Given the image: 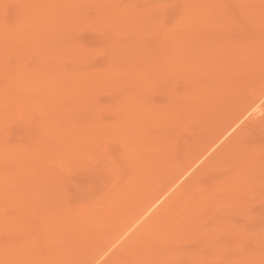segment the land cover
Returning <instances> with one entry per match:
<instances>
[{
  "label": "rangeland",
  "instance_id": "rangeland-1",
  "mask_svg": "<svg viewBox=\"0 0 264 264\" xmlns=\"http://www.w3.org/2000/svg\"><path fill=\"white\" fill-rule=\"evenodd\" d=\"M22 1L23 2H21L20 0H1L0 2V16L2 17V19L0 18V20L4 22V24L3 22L0 23V26L3 27L4 25L3 28H5V26L7 25L6 32L8 31V29L10 32L12 31V33L13 31L16 33H21L20 31L22 29L23 32L26 31L24 33L25 35H21L18 37V43H15L17 49H13L10 51L6 49L7 51L1 52L3 53V55L0 54V57L3 56V58L0 59V93L3 94V97L7 99V103L3 105L5 108L2 106V112L0 111V177L6 184V188H4L5 185L4 187L3 185H0V263L1 260L3 263L4 261L6 262L9 258V263L6 262L8 264H17V260L19 259L22 261V264H264V101H261L257 104L261 107L263 106L262 112H259L260 114L257 113L255 115L256 117L250 114L252 117L251 119L250 115L248 114L244 118L245 121L243 120V122H240L238 127L236 126L237 129H233L234 133L231 132L230 134H228L229 136L226 135V137L219 141L218 144L214 147L215 149L211 150V153H207L209 156L205 155V157L202 159L203 163L200 164V161L194 168L196 170L193 169V171L189 173L191 175H188L186 178H184V182L183 180L180 181L177 185L174 186V189L172 188L167 193V196L169 195V193L171 194L169 196L171 200L170 202L167 196L166 197L168 198V200L166 201L164 197L161 202L157 206H155L153 210H151V212L146 213L138 221H136L138 216L143 212L146 206L149 205V203H151V201L154 200L155 197H157V194L163 192V190L168 187V184L170 185V183L177 177V175L182 172V169H184V167H186L196 157H198L214 141V139H216L227 127H229L234 122V120L238 118L242 114V112L252 102H254V100H256L255 98L252 99V97H255L257 93V96L259 97L264 92V57H262V55L260 54L264 52V24H262L264 22L254 21V23H252L253 21H250L249 18L247 19L248 21L246 20L247 22L245 21L246 17L244 19V14L248 9L245 6H247L251 1L253 7L258 3L256 2L255 4V1L258 0H250L249 2H242L244 0H102L103 3L101 1V5H99L100 0H98L99 2L97 0H93L94 2H97V5L93 3L92 0L91 2L90 0H60V2L63 3L62 4L58 1L60 5L63 6H60L61 10L64 8V6H73H70L68 9L66 7L62 15L60 13L61 10L58 12L62 17L61 18L59 16V21H61L63 18L65 19V21H58L59 23H61L60 28L58 24L56 26V23L53 24L55 27L58 26L59 29L55 33H53L56 34L57 37L54 35L52 37H56L55 39L58 38V40L59 38L61 39L62 37H65L66 39L63 40L62 38V41L63 44L66 43V49L69 48L70 50L71 48L77 49L80 47L83 49L82 52L86 50L85 53H83V57L85 58L81 56V52L79 54L82 58L76 57L79 56V54L75 56V52L77 53L78 50L70 51L73 54V60L77 58L76 62H74L75 60H71L72 56L68 57L69 59L71 57L70 60L73 61V63L67 60L68 58H65L63 60L64 70L67 69L65 71L70 72L67 73L73 74H71V77L67 74L68 78L71 79L70 82L69 79L65 76L64 78L66 81L62 80L63 77H55L54 68H48L47 66V59H50L49 55L57 53L59 55L60 50L65 47L62 42L59 43L57 42L58 40H53L54 43H57H53L52 45H50L51 47L48 44L44 45L46 49L49 48L50 50L42 49L44 46H40L38 43L37 46H31L32 49L30 48V50L28 51H26L25 49V46L27 45L24 39L25 37L33 34V32H37V37L40 31L44 33L47 30L48 32V29H46L48 27L46 21L52 19L53 17H57L58 19L59 14H57L58 10H56L58 8L54 9L56 14L52 13L54 12L53 9H50L52 10V12H49L47 8H44L47 4L53 1L55 2V0H37V7L41 6L43 9H41V11H39V8L37 9V11H39V16H37V19L34 18L35 16L31 17L32 19L27 18V15L25 16L24 9H26L25 6L27 4L25 5L24 0ZM263 1L261 0L262 4L261 2L259 3L263 5ZM88 2H90L92 5ZM244 3H246V5L244 6L245 8H247L246 11L245 8L243 10L242 7ZM202 4H206L208 6L206 7L209 8V10H203V8L201 7L205 8V5ZM98 5L100 7H98ZM249 5L248 7L250 8ZM102 6L104 7L101 9ZM57 7H59V5ZM97 7L99 9H97L99 13H96L97 10H95V8ZM27 8L29 9L28 5ZM76 9H78L79 11L77 12ZM80 9H82L81 13H79ZM108 9L110 10V12H108ZM129 9H131L132 12ZM213 9H215V12ZM124 10H127V13H132V18H134L135 26L138 22L137 26L140 25L139 27H141V29L137 28L135 30L133 29L134 26H132L131 28L130 22L133 21H130L132 18L129 17V15L131 14H126ZM101 11L102 13H100ZM75 12H77L76 15L78 18H72L76 16ZM122 12H124V16L125 14L127 16L126 22L129 20L128 17L130 18V28L128 27V23L126 25V22L123 24V22L120 23V21L118 20L119 18L121 19V17V20L125 18L123 17ZM134 12L135 14L138 13L136 15H139L140 13L143 15L146 13V15L143 16L140 14L138 16L140 17V19L135 21L136 15L133 14ZM214 13H217V16ZM221 13H223V15ZM225 13H227L226 15H228L227 18ZM46 14L49 16V18H46ZM104 14L107 15L106 17L108 20L110 19L113 22L116 21V23L118 20L120 24H123L122 27L125 25L124 27L127 26V28H122L120 25H118L117 27L113 22L112 23L115 24L113 25V28L107 27L111 25L105 24L107 22V19H105ZM108 14L112 16H108ZM207 14H211V17L213 16L212 14H214L213 17H217L216 19H220L221 16L218 17V15L221 14L222 17L225 16L226 21H228L227 19H229V15L231 17L227 23L224 19L227 26L225 24L223 25V27L221 26L223 24V21L221 22L219 19V21L216 20L218 21V25L221 26L217 27V22L213 20V17H210V24L212 22L213 23L210 25L208 22L209 25L207 24V26L205 24V22L208 21L207 19H209ZM50 15L52 16L50 17ZM71 15L74 16L71 17ZM156 15L158 19L155 17ZM67 16L70 19H66L68 18ZM84 16H87L89 18L88 19L86 17L88 21H85L87 19H85ZM100 16L104 17L105 20L104 22L102 18V21L98 19V23L100 21L103 22V25L101 24V22L99 23L103 26L102 28L101 25L97 26L98 23L97 21H95V18H98ZM142 17H145V19ZM192 18H195L193 20L197 19V22L195 23V21H192ZM205 18L206 20L205 22H203V19ZM57 19L55 21H52L56 22ZM231 19H233L234 22ZM139 20L143 26L139 23ZM199 21L201 26L198 27ZM95 22L97 24L96 28H94ZM112 23L110 22L109 24ZM203 23L207 26V29L210 26L211 29L215 27L216 29H213L214 32L218 31L217 28L219 29L220 27L221 31L220 29L219 31L222 34L219 35H223L224 32L225 34L223 36L217 37L216 42L215 36H218V34L215 35L214 33V38L211 35L213 30L208 29L209 31L207 35V29L203 31L204 29L200 28H206ZM62 24L66 25H63L65 28H67V26L71 24L68 26V28L70 27L71 29L67 28V30H65L64 27L61 26ZM237 24H241L243 27H245L243 29L241 27L239 28V25ZM105 25L107 28L105 27ZM192 25H195L196 27H193ZM25 27L26 29H24ZM145 27L149 33L146 31ZM155 27L161 28L159 30V28L156 29ZM152 28H155L153 31H161L162 28L164 30H162L158 35L156 31L155 33H153V31L151 30ZM127 29H130L131 32H129L130 30L126 31ZM228 29H232L230 31V33L232 34L229 33ZM60 30L63 32H61L62 34H60L61 37L58 34ZM69 30L71 31L70 33L67 32ZM236 30L239 31L236 32ZM137 31H139V35ZM210 31V35L212 37L209 35ZM226 31H228V33H226ZM150 32L152 33V35L150 34ZM136 33L138 35V38L136 37L137 39L135 38ZM130 34H132L133 36ZM144 34H146V36ZM155 34L157 35L154 36ZM196 34H206L207 36L211 37L212 40L211 38H208L209 40H211V42L208 41L207 43L208 39L206 36L202 35V37H199ZM171 35H173L172 38ZM159 36L160 38H158ZM203 37L204 43L206 42V45L202 42L200 43L201 39L198 40V38ZM220 37L226 38V40L221 39ZM231 37L234 39H232ZM48 38L51 39V37ZM174 38L176 41L174 40ZM141 39L144 40L140 41V43L139 40ZM257 39L261 43H258ZM37 40H40V37L37 38ZM222 40H224V42ZM235 40H238V44L241 40L243 43L240 42V44H246V47L249 46L250 49H248L252 51V54L255 51L258 52L259 54L254 53L253 55H257V59L259 58L258 60L261 61H258L256 58V60L253 59L254 57H247L246 60L243 58L245 54H242V56L239 59L237 58V60L240 61V59L242 58L244 61H248V64L246 62L245 64L242 59L241 61L243 62V64L240 61L238 62L240 64L237 65V62L234 61L237 66H235V64L233 65L235 72L232 68L230 72L232 73V75H230L229 73V77L226 74L228 71H224V73H222L223 69L221 68H223V64L226 61L228 62L230 60L221 61V59L224 57V55H226V52L230 51V48H232L234 44V47H237V42ZM212 41L214 42V44L212 45H215V48L211 44H209V42L213 43ZM253 41H256V44H254ZM135 42H137V45H139L138 42L140 44H144L145 42L146 45H144L142 48L140 47L141 45L139 46V48H136L138 46ZM250 42L253 44H251ZM175 43H178V48L182 45L179 48H182L180 50L181 53L179 52L180 55L179 53H177L179 50L176 51L178 48H175L177 47V44L175 46ZM218 43H220V45H218ZM58 44H60V46ZM201 44L205 47H200ZM257 44H262V48L259 47L261 48V50L263 49L262 51L260 50L261 52L257 50L259 49L257 48L259 46ZM61 45H63L62 48H60ZM171 45L175 47H172ZM133 46L136 49L133 48ZM146 46L148 49L145 48ZM252 46L256 47L253 48ZM113 47H118V49ZM169 47L171 49L175 48L176 50H171ZM212 47L214 48V50ZM80 48L79 51H81ZM140 48L142 50L143 48L145 49L141 51ZM168 48L169 50H167ZM208 48L212 51H209ZM129 49L131 50L129 51ZM146 49L148 51H146ZM207 50L209 52H207ZM221 50L224 51L222 52ZM234 50L237 52L235 48ZM239 50L240 49H238V51ZM115 51L117 52L115 53ZM173 51H176L179 56L176 55ZM198 51H200L201 53ZM187 52L188 56L186 55V57L188 58L185 57V53ZM210 52H212L213 54L214 52L215 54L219 53V55H217L219 59L216 58L215 54L212 55L211 53V56ZM204 53H209L206 56L210 55L209 58L203 55L205 60H208L205 63L207 67L212 68L213 66L219 64L217 65L219 66V70L215 72V75L213 74V71H210V73H212L213 75L207 73L208 76L210 75V79L208 78L206 73H204L203 77L201 75L203 73L202 71L198 72L196 70L195 72L194 70L193 74H190L192 72V68L195 65V62L197 64L196 60L194 61L192 59V62V60L190 59L192 63H187V67V64L184 65L185 62H190L188 61L191 57L190 55H192L191 58H194L198 55L202 56V54ZM84 54L87 56H84ZM252 54L251 56H253ZM169 55L170 57L172 56V58L175 55V57L173 58L174 61L172 58L170 59ZM239 55L237 57H239ZM247 55H249V53L245 56ZM259 55L261 57H259ZM122 57L124 58L122 59ZM213 57L218 60L216 61ZM151 58L155 60L153 61ZM261 58L263 59V61ZM252 59L255 60V65L257 64L258 66L259 63L261 68L259 66L258 68L255 65L254 67H252ZM122 61L125 63H123ZM155 61L158 63L160 61V63L157 65ZM209 61L211 64H208ZM219 61H221L222 63H219ZM117 62L118 64L119 62L121 64L117 65ZM174 62H176L177 64L181 63L183 68L181 67L179 68V70L178 68L174 69ZM261 62H263L262 66ZM140 63L143 66H141ZM125 64L127 65V67ZM167 64L170 65V67H167L168 71L165 67L167 66ZM191 66L192 68H189ZM247 66H249V69L247 68ZM172 67L173 70L171 69ZM250 68H252V70H250ZM23 69H25V76L30 77L27 80L28 84L32 82L34 83V77L37 75V85H27L29 91L27 90V86L25 87L26 90L24 89L25 91L22 90V88L15 87V84L18 83L16 79L20 80V76L16 73ZM169 69H171L172 71L169 72ZM246 69L247 72H245ZM240 71L242 74L244 72L243 77L242 74L239 73ZM117 73H119L118 75L121 76V79L120 77L117 79ZM146 73H148L149 75ZM167 73L170 75V79H172L171 82L168 79L169 75L165 76V74ZM234 73H238L239 77L237 76V74L234 75ZM75 74L76 76H78L77 78H75ZM142 74L143 78H141ZM158 74L161 76H158ZM72 76H74L75 79L80 80L76 82L77 84L80 82V86L77 85L74 80V82L71 84V88L68 89L66 88L67 86H64V82L71 83ZM163 76L166 78V81L163 80L165 79L163 78ZM46 77L47 81L45 82V84H40L41 81L46 80ZM106 77L108 78V80ZM211 77H216L215 79L221 77L222 83L224 84L222 85L220 83L222 85L220 88H224L228 84L231 90L225 91L226 95H222L223 93L219 90L222 93L219 94V91H215V89L217 90V88H214L212 86V82H210L212 79ZM225 77L226 79H223ZM104 78L106 81L104 80ZM160 79L163 80V82ZM207 79H209V82ZM215 79L214 82L216 81ZM240 79H242L241 83L239 82ZM102 80L104 85L102 84ZM60 81L64 84H62ZM54 82L55 84H60V87L62 86L68 89L67 92H69V94L66 93L64 95H61L59 91H63L64 88L60 89L59 87V90L57 84H54L55 86L51 84ZM95 83L98 84L95 85ZM204 83H206L207 85H205ZM242 84H245V86L243 87ZM31 85H34L36 87H33ZM44 85H46L45 88ZM164 86L167 88H163ZM209 86H212V88ZM257 86H260L263 89H260V87L258 88ZM104 87L107 88L104 89ZM97 88H101V90H98ZM147 91L148 93H146ZM140 92H144V96H142ZM229 92L231 95L229 94ZM248 93L249 95H252L247 97ZM76 95L77 97H75ZM235 95L237 97H234ZM130 97L132 98V100ZM218 97L220 98L218 99ZM243 98L244 101H242ZM245 100L247 101L245 102ZM205 102L207 105L205 104ZM185 103H188L190 106L187 105V107H185ZM191 104L194 105L191 106ZM4 109L6 110L3 111ZM140 110L141 112L139 113ZM161 110L163 112H161ZM140 114L141 116H138ZM155 115L158 116H156L155 118ZM204 116H206V118ZM202 117L207 121L203 120V122L201 120ZM131 122L133 123V126L131 125ZM137 123L140 124L138 125L140 126V128L138 127L139 130L134 126ZM68 128L72 129L74 134L71 135V137L66 136L68 138L67 139L65 137V135H67V132H64V130H68ZM127 129L129 130V132H131L127 133ZM134 131H136L137 133H134ZM95 138L97 141L95 140ZM60 146H63L64 148H62L64 150ZM153 146L155 149L153 148L152 150ZM32 149L35 150V152H33ZM54 151H56V153H54ZM147 153L149 154L147 155ZM211 154H213L214 156ZM255 158L257 159L255 160ZM34 159H36L37 161ZM147 159L149 162L147 161ZM152 173L153 175L151 177ZM111 176L113 177L111 178ZM231 176L233 177V180H231ZM56 177H59L61 180L58 178L56 179ZM45 181L48 184L45 183ZM231 184L235 185V187H233L234 190L229 189L231 187ZM236 185L240 188H238ZM228 190L232 191L230 192ZM235 192L236 196L234 194ZM222 194L225 196V198ZM203 204L204 207L202 206ZM175 205L177 207H175ZM62 207L64 208V210L62 209ZM59 208H61L62 210ZM80 209L84 211L81 212ZM87 212L90 213L88 214ZM189 217H192L193 219L189 220ZM86 218L94 224L89 222ZM59 219H63L64 221H61ZM189 221H192V223H190ZM87 222H89L88 224L91 223L94 227H91V229L85 227L86 229H83V226H85L84 224H87ZM133 222L135 223L132 225ZM187 222H189V224H187ZM67 223L70 224V226ZM53 226H55L56 228ZM130 226L131 228H129ZM55 229L57 230V232ZM58 229H61V232H59ZM126 230L128 231V233ZM53 231L56 232V235L53 234ZM124 231H126V233ZM57 233H60L59 237L57 236ZM123 234L126 236H124ZM61 238H64L63 241ZM64 241L66 243H64ZM76 243H80L79 246ZM110 243L112 244V246ZM118 243L121 244L119 245ZM29 245H31V248ZM32 245L35 248H32ZM64 248H67L69 250V253L68 250H65ZM21 249L23 252L21 251ZM55 249L57 250V252L55 251ZM79 249H81L82 252ZM18 251L19 253H17ZM78 252L79 255H77ZM3 253H6V258ZM26 254L28 256H26ZM53 254L55 257L53 256ZM86 254L87 256H84ZM101 256L103 257V259ZM1 257H4V261ZM5 262L3 264H5Z\"/></svg>",
  "mask_w": 264,
  "mask_h": 264
},
{
  "label": "bare ground",
  "instance_id": "bare-ground-1",
  "mask_svg": "<svg viewBox=\"0 0 264 264\" xmlns=\"http://www.w3.org/2000/svg\"><path fill=\"white\" fill-rule=\"evenodd\" d=\"M20 1L23 2L22 0H20ZM38 1H39V0H38ZM43 1H44V0H43ZM52 1H53V0H52ZM58 1L60 2V0H57V1L55 0L56 3H55L54 1L51 2V3H49V4L46 3L47 5L44 7V8H47V10H49V12H50V11L52 12V10H50V9H53V10H54L55 8H58V9H56V10H58V11H57V14H59V15H58V19H57V17H56V18L53 17L54 19L52 18V19H50V20L47 19L48 21H46V22H47L48 25H47V24H46V25H47L48 27H47L46 25H45V26L47 27L46 29H48V32H47V30H46L44 33L40 31V32L38 33V37H37V32H33V34H30V35H28L27 37H25L24 39H25L26 44H27V45L25 46L26 51L30 50V48L32 49V47H34V45L37 46V43H38L40 46H41V45L44 46V45H47V44L50 46V45H52V44L54 43L53 40H58V38L55 39L57 36H56V34H53V33H55V32L60 28V24H61V23H59V22H62L63 20L65 21L64 18H63L61 21H59V20H60V19H59V16L61 17V15L64 13L63 11L65 10L66 7H67V9H68L70 6H71V7L73 6V5H70V6H64V8L61 10L60 6H61V7H63V6L60 5V3H62V2L59 3ZM63 1H64V0H63ZM88 1H89V0H88ZM92 1H93V0H92ZM94 1H96V0H94ZM94 1H93V3H95V4L97 5V2H94ZM97 1H98V0H97ZM101 1H102V0H100V4H99V5H101ZM237 1H238V0H237ZM237 1H235V2H237ZM245 1H248V2H249L250 0H244V1H242V2H245ZM262 1H263V0H262ZM0 2H1V0H0ZM90 2H91V0H90ZM90 2H88V3H90ZM98 2H99V1H98ZM205 2H206V1H205ZM239 2H240V1H239ZM256 2H258V3L256 4ZM259 2H261V0L255 1V4H256V5L253 6V7H252L253 4L251 3V1H250L251 4L249 3L250 5L247 3V4L250 6V8H252V9H250V8L248 7V5L245 6L246 3L243 4V6H242V7H243V10H244L245 7L248 8V9L245 8V11H246V9H247L246 13L244 14V15H245V16H244V19H245V17H246L245 21L249 18L250 21H253L252 23H254V21H257V22H258V21H259V22H262V21H263V22H264V19H263V16H264V15H263V14H264V13H263V12H264V1H263V5H261L262 2H261V4H260ZM24 3H25V5L27 4L28 7H29V9H28V8H27V5H26V6H25L26 9L23 8V9H24L25 16L27 15V18H31V17H34V16H35L34 18L37 19V18H38L37 16H39V15H38V12L41 11V9H42L41 6H40V7H37V0H24ZM66 3H67V2H66ZM102 3H103V1H102ZM222 3H223V1H222ZM226 3H227V2H226ZM233 3H234V2H233ZM41 4H42V3H41ZM56 4H57V5H56ZM62 4H63V3H62ZM74 4H75V3H74ZM90 4H91V3H90ZM42 5H43V4H42ZM58 5H59V7H57ZM67 5H68V4H67ZM79 5H80V4H79ZM81 5H82V4H81ZM91 5H92V4H91ZM99 5H98V7H100ZM102 5H104V4H102ZM202 5H205V8H204V7H201V8H203V10H204V9L209 10V8H207L208 6H207L206 4H202ZM241 5H242V4H241ZM93 6H94V5H93ZM109 6H111V5H109ZM117 6H118V5H117ZM206 6H207V7H206ZM244 6H245V7H244ZM98 7L95 8V10H97ZM103 7H104V6H102L101 9H102ZM189 7H190V6H189ZM189 7H188V9H189ZM220 7H221V6H220ZM223 7H224V6H223ZM38 8H39V11H37ZM76 8H77V7H76ZM112 8H113V7H112ZM126 8H127V7H126ZM224 8H225V7H224ZM239 8H240V7H239ZM70 9H71V8H70ZM78 9H79V8H78ZM78 9H76L77 12L79 11ZM42 10H43V9H42ZM60 10H61L62 12H61ZM98 10H99V9H98ZM98 10L96 11V13H97V12L99 13ZM129 10L131 11V9H129ZM133 10H134V9H133ZM213 10H214V12H215V9H213ZM226 10H227V9H226ZM262 10H263V11H262ZM59 11H60L61 15H60V13H58ZM66 11H67V10H66ZM73 11H74V10H73ZM73 11H71V12H73ZM102 11H103V10H102ZM102 11H101L100 13H102ZM106 11H107V10H106ZM124 11H125L126 14H129V13H130V12L127 13V12H126L127 10H124ZM222 11H223V10H222ZM245 11H243V12H245ZM261 11H262L263 14L261 13ZM43 12H44V11H43ZM77 12H75V15H76ZM81 12H82V9H80V12H79V13H81ZM108 12H110L109 9H108ZM108 12H106V13H108ZM131 12H132V11H131ZM227 12H228V11H227ZM241 12H242V11H241ZM52 13L54 14V13H55V10H54V12H52ZM206 13H207V12H206ZM209 13H210V12H209ZM223 13H224V12H223ZM223 13H221V14L223 15ZM50 14H51V13H50ZM55 14H56V13H55ZM73 14H74V13H73ZM126 14H125V16H124V12H122L123 17H125V18H123V20H125V21L121 20V19H122V17H121V19H120V18L118 19V20L120 21V23L123 22V24H124V23L126 22V20H127V19H126V17H127ZM130 14H131V15H129V17L132 18V13H130ZM133 14H135V12H134ZM136 14H138V13H136ZM136 14H135V15H136ZM140 14H141V13H140ZM140 14H139V15H140ZM193 14H194V13H193ZM214 14L217 16V13H214ZM214 14H212V15L214 16ZM221 14L218 15V17L221 16L222 20H221V18H220V19L218 18V19H219L221 22L223 21V22H222L223 24L221 25V26L223 27V25H225V24L229 21V19H230L231 16L229 15V17H228L229 19H227L228 21H226V18H227V16H228V15H226L227 13H225L226 18H225V16L222 17ZM46 15H47V14H46ZM109 15H110V14H108V16H109ZM120 15H121V14H120ZM139 15H136V17H135V18H136L135 21H137L138 19H140V17H138ZM141 15H143V14H141ZM144 15H146V13H145ZM144 15H143V16H144ZM147 15H149V14H147ZM191 15H192V13H191ZM207 15H208V17H209V19H207L208 21L205 22L206 18L203 19V20H204L203 22H205L206 25L208 24V22H209V24H210L211 18L213 17V16L211 17V14H207ZM258 15H260V16H258ZM51 16H52V15H50V17H51ZM72 16H74V15H71V17H72ZM79 16H80V14H79ZM102 16H103V14H102ZM102 16H100V17H98V18H95V19H96L95 21H97V23H98L99 20H101V21H102V19L104 20V17H105V19H107V17H106L107 15L104 14V17H102ZM110 16H112V15H110ZM200 16H201V15H200ZM205 16H206V15H205ZM42 17H43V15H42ZM47 17L49 18L48 15L46 16V18H47ZM67 17H68V16H67ZM75 17L78 18L77 15L74 16V17H72V18H75ZM86 17H87V16H84L85 19L88 18V17H87V18H86ZM91 17H92V15H91ZM94 17H95V16H94ZM129 17H128V19L130 20ZM133 17H134V16H133ZM137 17H138V18H137ZM145 17H146V16H145ZM145 17H142V18L145 19ZM155 17L157 18V15H156ZM206 17H207V16H206ZM208 17H207V18H208ZM210 17H211V18H210ZM259 17H260L261 19H260ZM0 18L2 19L1 16H0ZM27 18H25V19H27ZM61 18H62V17H61ZM101 18H102V19H101ZM200 18H201V17H200ZM214 18H215V17H213V20H215V22H217V27L220 26V25H218V21H219V20L216 19L217 17H216L215 19H214ZM242 18H243V17H242ZM251 18H252V19H251ZM31 19H32V18H31ZM36 19H35V20H36ZM56 19H57V21L54 22ZM66 19H70V18L68 17V18H66ZM88 19H89V18H88ZM88 19L85 20V21H88ZM98 19H99V20H98ZM157 19H158V18H157ZM193 19H195V18H192L191 20H192V21H195V23H196V22H197V19H196V20H193ZM224 19H225L226 23H225ZM52 20H54V21H52ZM74 20H75V19H74ZM90 20H91V19H90ZM118 20H117V23H118V24H117L116 21L113 22L112 20H110V19L108 20V19H107V22H106L105 24H106V25H111V26H107V27H112V28H113V25H115V24H116L117 27H118V25H120V26L122 27L123 24H120ZM129 20L125 23L126 25H127V23H128V27H129V24L131 23V25H130L131 28H132V26H134L133 29H135V30H136L137 28H140V29H141V27H139L140 25L137 26V25H138V22L136 23V26H137V27L135 26L134 18H132V19L130 20V21L133 20L132 22H133L134 24H133L132 22H130ZM141 20H143V19H141ZM154 20H155V19H154ZM199 20H200V19H199ZM201 20H202V19H201ZM216 20H218V21H216ZM231 20L233 21V19H231ZM20 21H21V20H20ZM20 21H19V22H20ZM39 21H40V20H39ZM58 21H59V22H58ZM69 21H70V20H69ZM71 21H72V20H71ZM101 21H100V22H101ZM108 21H109V23H110V22H111V23L113 22V23H115V24H113V23H112V24H109ZM237 21H238V20H237ZM247 21H248V20H247ZM247 21H246V22H247ZM2 22H3V21L0 20V23H2ZM51 22H52V23H51ZM100 22H99V23H100ZM104 22H105V20H104ZM129 22H130V23H129ZM149 22H150V21H149ZM221 22H220V23H221ZM233 22H234V21H233ZM233 22H232V23H233ZM257 22H255V23H257ZM55 23H56V24H55ZM91 23H92V22H91ZM99 23H98V25H97L96 22H95V25H94L95 27H94V26H92V27L96 28V25H97V26H100L103 22H101V24H99ZM107 23H108V24H107ZM139 23H140V20H139ZM154 23H155V22H154ZM156 23H157V22H156ZM198 23H199L198 27L201 26L200 21H199ZM198 23H197V24H198ZM212 23H213V22H212ZM212 23H211V24H212ZM230 23H231V21H230ZM249 23H251V22H249ZM249 23H248V24H249ZM3 24H4V22H3ZM3 24H1V25H3ZM7 24H8V23H7ZM24 24H25V23H24ZM50 24H51V26H50ZM53 24H55V26L58 24V25H59V28H58V26L55 27ZM132 24H133V25H132ZM140 24H141V23H140ZM147 24H148V23H147ZM149 24H150V23H149ZM157 24H158V23H157ZM205 24L203 23V25H205ZM209 24H208V25H209ZM211 24H210V25H211ZM215 24H216V23H215ZM233 24H234V23H233ZM262 24H264V23H262ZM17 25H18V24H17ZM19 25H20V24H19ZM52 25H53V26H52ZM63 25H64V24H62L61 26H63ZM69 25H71V24H69ZM69 25H68V26H69ZM91 25H92V24H91ZM102 25H103V24H102ZM102 25H101V28L103 27ZM106 25H105V27H106ZM141 25H142V24H141ZM158 25H159V24H158ZM158 25H157V26H158ZM195 25H196V24H195ZM195 25H194V26H195ZM206 25H205V26H206ZM208 25H207V26H208ZM213 25H214V24H213ZM213 25H212V27H213ZM228 25H230V24H228ZM237 25H239V24H237ZM64 26H66V25H64ZM64 26H63V27H64ZM68 26H67V28H68ZM124 26H125V25H124ZM124 26H123L122 28H125V29H126L127 26H126V27H124ZM142 26H143V25H142ZM145 26H146V25H145ZM155 26H156V25H155ZM160 26H161V25H160ZM192 26H193V25H192ZM194 26H193V27H194ZM207 26H206V28H204V27H200V28H203V29H204L203 31H205V29H207ZM215 26H216V25H215ZM221 26H220V27H221ZM226 26H227V24H226ZM231 26H232V24H231ZM247 26H248V25H247ZM3 27H4V25H3ZM3 27L0 26V54H2V55H3V53H1V52H5V51H7V50L10 51V50H13V49H17V46L15 45V43H16V44L18 43V40H17V39H19L18 37L21 36V35H25L24 33L26 32L25 30H24L25 32H23V29H22V30L20 31L21 33L17 32V33H18V34H17V33L14 32V31H13V33H12V31L10 32L9 29H8L9 32L7 31V32H8V33H7V32H6L7 25L5 26V28H3ZM15 27H16V26H15ZM43 27H44V26H43ZM63 27H62V29H63ZM107 27H106V28H107ZM117 27H116V28H117ZM195 27H196V26H195ZM210 27H211V26H210ZM210 27H208V29H211ZM220 27H219V29H220ZM228 27H229V26H228ZM238 27H239V28L241 27V28L243 29L245 26L243 27V26L240 24ZM238 27H237V28H238ZM248 27H249V26H248ZM250 27H251V26H250ZM8 28H9V27H8ZM67 28L64 27L65 30H67ZM90 28H91V27H90ZM112 28H111V29H112ZM129 28H130V27H129ZM155 28H156V27H155ZM155 28H154V29H155ZM158 28H159V27H157L156 29H158ZM160 28H161V27H160ZM160 28H159V30H160ZM200 28H199V30H200ZM230 28H231V27H230ZM230 28H229V29H230ZM251 28H252V27H251ZM24 29H26V27H25ZM62 29H61V30H62ZM68 29H71V28L69 27ZM92 29H93V28H92ZM97 29H98V28H97ZM117 29H118V28H117ZM117 29H116V30H117ZM140 29H138V30H140ZM142 29H143V28H142ZM145 29H146V27H145ZM148 29H149V28H148ZM154 29L152 28L151 30L153 31ZM181 29H182V28H181ZM196 29H197V28H196ZM208 29H207V32H206L207 35H208V31H209ZM213 29L215 30L216 28L213 27ZM213 29H211V30H213ZM219 29L217 28L218 31H216V32H218V33L214 32V30H213L212 33H211V31L209 32V35H210V33H211V35H212L213 37H214L216 34H218V36H217V35L215 36L216 38L214 37L216 42H217V40H216L217 37H219V36H223V35L225 34V32H224L223 35H219V34H222V33H220L221 29H220V31H219ZM229 29H228V30H229ZM245 29H246V28H245ZM256 29H258V28H256ZM61 30H60L59 33L57 32V33L59 34V36H60V34L63 33V32H62L63 30H62V31H61ZM112 30H113V29H112ZM128 30H130V29H127L126 31H128ZM149 30H150V29H149ZM159 30H158V31L155 30L156 33H157L158 35H159L160 32H161L162 30H164V29L162 28L161 31H159ZM178 30H179V29H178ZM231 30H232V29H231ZM231 30H229V33H230ZM141 31H142V30H141ZM146 31L148 32L147 29H146ZM152 31H151V32H152ZM155 31H153V33H155ZM181 31H182V30H181ZM201 31H202V29H201ZM237 31H239V30H236V32H237ZM240 31H241V30H240ZM256 31H257V30H256ZM61 32H62V33H61ZM67 32L70 33L71 31L69 30V31H67ZM67 32H64V33H67ZM117 32H118V31H117ZM129 32H131V30H130ZM132 32H134V31H132ZM135 32H136V31H135ZM151 32H150V34L152 35ZM158 32H159V33H158ZM234 32H235V31H234ZM137 33H138V35H139V31H137ZM137 33H136L135 38L138 36ZM148 33H149V32H148ZM163 33H164V31H163ZM176 33H177V32H176ZM195 33H197V32H195ZM214 33H215V35H214ZM226 33H228V31H226ZM28 34H29V33H28ZM134 34H135V33H134ZM157 34H155L154 36H156ZM206 34H205V35H204V34H201V35H200V34H198V35L196 34V35L199 36V37H202V35H203V36H206L207 39H208V38L210 39V38L212 37L211 35H210L211 37H209V36H207ZM230 34H232V33H230ZM230 34H229V35H230ZM235 34H236V33H235ZM42 35H43V36H42ZM50 35H51V36H50ZM53 35L56 36V37H55V38L52 37ZM69 35H70V34H69ZM130 35H132V34H130ZM144 35L146 36V34H144ZM175 35H176V34H175ZM178 35H179V34H178ZM227 35H228V34H227ZM132 36H133V35H132ZM163 36H164V34H163ZM231 36H232V35H231ZM39 37H40V40H37V38H39ZM45 37H46V38H45ZM48 37H51V39L48 38ZM60 37H61V36H60ZM148 37H149V36H148ZM172 37H173V35H171V38H172ZM175 37H176V36H175ZM179 37H180V36H179ZM179 37H178V38H179ZM224 37H225V36H224ZM234 37H235V36H234ZM244 37H245V36H244ZM261 37H262V36H261ZM53 38H54V39H53ZM62 38H63V40L66 39L65 37H62ZM62 38H61V39L59 38L60 41L58 40L57 42H59V43L62 42V44H63ZM132 38H133V37H132ZM137 38H138V37H137ZM137 38H136V39H137ZM152 38H153V37H152ZM158 38H160V36H159ZM169 38H170V37H169ZM220 38L226 40V38H222V37H220ZM220 38H219V39H220ZM227 38H228V37H227ZM231 38H232V37H231ZM259 38H260V37H259ZM156 39H157V37H156ZM182 39H183V38H182ZM200 39H201L200 43H201V42L204 43V37H203V38H198V40H200ZM202 39H203V41H202ZM209 39L207 40V43H208V41L211 42V40H212V38H211V40H209ZM219 39H218V40H219ZM232 39H234V38H232ZM236 39H238V38H236ZM16 40H17V42H16ZM21 40H22V39H21ZM142 40H144V39L139 40V42L142 41ZM168 40H169V39H168ZM174 40H175V38H174ZM183 40H184V39H183ZM259 40H260V39H259ZM128 41H130V40H128ZM175 41H176V40H175ZM205 41H206V39H205ZM222 41L224 42V40H222ZM235 41H236V40H235ZM244 41H245V40H244ZM257 41H258V39H257ZM261 41H262V39H261ZM57 42H55L54 44H56ZM139 42H138L139 45H137V42H135L136 45L138 46V47H136V48H139L140 45H141V46H140L141 48H142L144 45H146L145 42H144V44H140L141 42H140V43H139ZM147 42H148V41H147ZM170 42H171V41H170ZM210 42H209V44H211V45L214 44L213 41H212L213 43H210ZM236 42H237V44H236L237 47H241V48L234 47V46H235L234 43H233L234 46L232 45V46H233L232 48H230V45H229L230 51L226 52V53H225L226 55H224V57L221 59V61H223V60H224V61H226V60H230V61H228V62L226 61V62L223 64V68H221V69H223V72H222V73H224V71H225V72L228 71V72L226 73L227 75L231 72L232 68H233V71L235 72V70H234V66H233V65L235 64V66H237V65L240 64V63H238V62H240L242 58L240 59V61L237 60V58L239 59V58L242 56V54H243V55H244V54L246 55V54L249 53V55H247V56L244 55V56H243L244 59H246L247 57H252V58L254 57L253 59H255V58L257 59V55H256V56L253 55L254 53H255V54L258 53V52L255 51L256 49L254 50L255 52L253 51L254 53L252 54V53H251L252 51L249 50V49H250L249 46L246 47V46H247L246 44H245V45H244V44H243V45L240 44V42L243 43L241 40L239 41V44H238V40H237ZM253 42H254V41H253ZM255 42H256V41H255ZM255 42H254V44H256ZM19 43H20V42H19ZM64 43H65V42H64ZM72 43H73V42H72ZM72 43H71V44H72ZM117 43H118V42H117ZM142 43H143V42H142ZM191 43H192V42H191ZM220 43H221V42H220ZM220 43H218V45H220ZM226 43H227V41H226ZM244 43H246V42H244ZM250 43H251V42H250ZM258 43H261V42L258 41ZM65 44H66V43H65ZM65 44H63V45H65ZM121 44H122V43H121ZM127 44H128V43H127ZM158 44H159V43H158ZM164 44H165V42H164ZM169 44H170V43H169ZM176 44H177V47H175ZM179 44H180V43H179ZM204 44L206 45V42H205ZM209 44H208V46H209ZM230 44H231V42H230ZM251 44H253V43H251ZM23 45H24V44H23ZM23 45H21V46H23ZM39 45H38V46H39ZM58 45L60 46V44H58ZM63 45H61L60 48H62ZM72 45H73V44H72ZM132 45H133V44H132ZM132 45H131V47H132ZM136 45H135V46H136ZM162 45H163V44H162ZM198 45H199V44H198ZM239 45H240V46H239ZM241 45H242V46H241ZM248 45H249V44H248ZM257 45H259L257 48H259V47L262 48V44H261V45H260V44H257ZM263 45H264V44H263ZM31 46H32V47H31ZM113 46H114V45H113ZM165 46H166V45H165ZM171 46H172V45H171ZM175 46H172V47L178 48V43H175ZM181 46H182V45H181ZM181 46H180V47H181ZM194 46H196V45H194ZM201 46H204V45L201 44L200 47H201ZM212 46L214 47L215 45H212ZM223 46H224V45H223ZM44 47H45V46H44ZM44 47H43L42 49H45V50H48V49H49V48L46 49V47H45V48H44ZM47 47H48V46H47ZM50 47H51V46H50ZM56 47H57V46H56ZM122 47H123V45H122ZM180 47H179V48H180ZM184 47H185V46H184ZM204 47H205V46H204ZM210 47H211V46H210ZM213 47H212V48H213ZM252 47L255 48L256 46H252ZM19 48H20V47H19ZM35 48H37V47H35ZM66 48H67V47H66V45H65V47H63L62 50H60L59 55H58V53H57V54H53V55H51V54L49 55V53H48L50 59H47V60H48V63H47L48 68H49V67H52V69L54 68V71H55V77H56V76H57L58 78L63 77L62 80H65L64 76H65L66 78H68V76L71 77V74H72V73L69 74V73H70L69 71H65V70H67V69L64 70V62H63V60H64L65 58H68L67 60H69L70 62L73 63L74 60H75L74 62H76V61H77V58H78V57H81V56L83 57V53H85V51H86V50H85V51L82 52L83 49L80 48V47H79V48H80L81 51H79V48H77V49H76V48H75V49H72V48H71L70 50H69V48H68V49H66ZM113 48H117V49H118V47H113ZM133 48H135V47L133 46ZM136 48H135V49H136ZM141 48H140V49H141ZM145 48H147V46H146ZM145 48H143V50H144ZM169 48H170V47H169ZM169 48H168L167 50H169ZM175 48H172V49L170 48V49H171V50H174ZM179 48H178L177 50L175 49L176 51L179 50L177 53H179V52L181 53L180 50H181L182 48H181V49H179ZM198 48H199V47H198ZM206 48H207V47H206ZM214 48H215V47H214ZM214 48H213V50H214ZM223 48H224V47H223ZM234 48L237 50V52L234 50ZM248 48H249V49H248ZM253 48H252V49H253ZM261 48H259V49H257V50H258L259 52H261V51L263 50V49L261 50ZM6 49H7V50H6ZM42 49H41V50H42ZM147 49H148V48H147ZM147 49H146V51H148ZM196 49H197V48H196ZM200 49H201V48H200ZM208 49H209V48H208ZM238 49H240V50L238 51ZM21 50H22V49H21ZM49 50H50V49H49ZM51 50H52V49H51ZM68 50H69V51H68ZM72 50H75V51L78 50V51H79V52L77 51V53L74 51V52H75V56H76L77 54H79L80 52H81L80 54H82V55L80 56V54H79V56H76L77 58L74 57V58H76V59L73 60V54L70 52V51H72ZM120 50H121V49H120ZM120 50H119V51H120ZM130 50H131V49H129V51H130ZM138 50H139V49H138ZM143 50L141 49V51H143ZM160 50H161V49H160ZM227 50H228V49H227ZM260 50H261V51H260ZM146 51H145V53H146ZM151 51H152V50H151ZM176 51H173V52H174L176 55H178V54L176 53ZM209 51H212V50L209 49ZM209 51L207 50V52H209ZM216 51H217V50H216ZM221 51L223 52L224 50H221ZM240 51H241V52H240ZM51 52H52V51H51ZM74 52H73V53H74ZM116 52H117V51H115V53H116ZM173 52H172V53H173ZM185 52H186V50H185ZM198 52H200V51H198ZM246 52H247V53H246ZM46 53H47V52H46ZM160 53H161V52H160ZM174 53H173V54H174ZM180 53H179V55H180ZM190 53H191V51H190ZM200 53H201V52H200ZM211 53H212V52H210V55H211ZM216 53H218V52H216ZM239 53H240V55H239ZM250 53H251L253 56H251ZM263 53H264V52L260 53V54L262 55V57H264V56H263V55H264ZM15 54H16V53H15ZM86 54H87V52H86ZM125 54H126V51H125ZM149 54H150V52H149ZM187 54H188V52L185 53V57H186ZM194 54H195V53H194ZM208 54H209V53H206V54L204 53V54H202V56H199V55H198V56H195V57L193 56L194 58H191L192 55L189 54L191 57L189 56L190 58H189V60H188V59H187V60L190 61V62H185V64H184V63H182V64L186 65L187 63H192L193 60H194V61L196 60V61H197V64H196V62H195V65H194L193 68H192V66L189 67V68H192V70H191L192 72L190 73L191 75L193 74V71H194V70H195V72H196V70H197L198 72H201V71H202V72H203V73L201 74L202 76L204 75V73H206V75L208 76V74L210 73V71H213V72H214L213 74L215 75V72H217V71L219 70V66H217V65H219V64L213 66L212 68L207 67L205 63H206L208 60H207V59L205 60V58L203 57V55H204L205 57L209 58L210 55H209V56H206V55H208ZM214 54H215V52H214ZM214 54L212 53V55H214ZM220 54H221V53H220ZM258 54H259V53H258ZM2 55H1V56H2ZM108 55H109V54H108ZM121 55H122V54H121ZM121 55H120V56H121ZM142 55H143V54H142ZM147 55H148V54H147ZM170 55H171V54H170ZM170 55H169V57H170ZM179 55H178V56H179ZM195 55H196V54H195ZM212 55H211V56H212ZM215 55H216V58L219 59V57H217V55H219V53H218V54H215ZM222 55H223V54H222ZM238 55H239V57H237ZM17 56H18V55H17ZM46 56H47V55H46ZM68 56H72V59H71V57H70V59L73 60V61H71V60L69 59ZM84 56H87V55L84 54ZM123 56H124V54H123ZM160 56H161V55H160ZM187 56H188V55H187ZM220 56H221V55H220ZM82 57H81V58H82ZM88 57H90V56H88ZM146 57H147V56H146ZM149 57H150V56H149ZM174 57H175V55H174ZM174 57H173V58H174ZM199 57H200V58H199ZM226 57H227V58H226ZM259 57H261V56L259 55ZM1 58H3V56L0 57V59H1ZM83 58H85V57H83ZM123 58H124V57H122V59H123ZM171 58H172V56L170 57V59H171ZM173 58H172V59H173ZM186 58H188V57H186ZM186 58H185V59H186ZM197 58H199V59H197ZM213 58H215V57H213ZM216 58H215V60H216ZM220 58H221V57H220ZM233 58H234V60H233ZM113 59H114V58H113ZM149 59H150V58H149ZM151 59H152V58H151ZM163 59H164V58H163ZM185 59H184V60H185ZM190 59H191V60L193 59L192 62H191ZM218 59H217V60H218ZM253 59H252V60H253ZM256 59H255V60H256ZM258 59H259V58H258ZM258 59H257V60H258ZM261 59H262V58H261ZM45 60H46V59H45ZM67 60H66V61H67ZM78 60H80V59H78ZM82 60H84V59H82ZM142 60H143V59H142ZM152 60H153V59H152ZM154 60H155V59H154ZM154 60H153V61H154ZM159 60H160V59H159ZM184 60H183V61H184ZM213 60H214V59H213ZM215 60H214V61H215ZM217 60H216V61H217ZM246 60H247V59H246ZM246 60L244 61V60L242 59V61H243L244 63L246 62V63L248 64V61H246ZM255 60H253V63H252V61H251V65L253 64L252 67H254V65H255V63H256V62H254ZM1 61H2V60H1ZM118 61H119V59H118ZM120 61H121V58H120ZM124 61H125V60H124ZM149 61H150V60H149ZM157 61H158V60H157ZM160 61H161V60H160ZM160 61H159V63H160ZM173 61H174V59H173ZM178 61H179V60H178ZM180 61H181V60H180ZM183 61H182V62H183ZM214 61H213V63H214ZM221 61H219V63H220ZM234 61L237 62V65H236V63H235ZM242 61H241V63L243 64ZM258 61H261V60H258ZM262 61H263V59H262ZM122 62H123V61H122ZM150 62H151V61H150ZM155 62H156V61H155ZM164 62H165V61H164ZM169 62H170V61H169ZM67 63H69V62H67ZM67 63H66V64H67ZM72 63H71V65H72ZM77 63H78V62H77ZM82 63H83V62H82ZM84 63H85V62H84ZM107 63H108V62H107ZM123 63H125V62H123ZM138 63H139V62H138ZM156 63H157V65L159 64L158 62H156ZM174 63H175V64H174V69H177V68H178V70H179V68L182 67L181 63H178V64H177L176 62H174ZM221 63H222V62H221ZM246 63H245V64H246ZM249 63H250V62H249ZM262 63H263V62H261V66H262ZM66 64H65V65H66ZM120 64H121L120 62H119V64H118V62H117V65H120ZM140 64H141V63H140ZM152 64H153V63H152ZM154 64H155V63H154ZM170 64H171V63H170ZM208 64H211L210 61H209ZM242 64H241V65H242ZM263 64H264V63H263ZM67 65H68V64H67ZM112 65H114V64H112ZM117 65H116V67H117ZM123 65H124V64H123ZM125 65H126V64H125ZM145 65H146V64H145ZM145 65H144V66H145ZM184 65H183V66H184ZM196 65H197V66H196ZM73 66H74V64H73ZM109 66H110V65H109ZM141 66H143V65L141 64ZM159 66H160V65H159ZM171 66H172V65H171ZM187 66H188V64L186 65V67H187ZM205 66H206V67H205ZM232 66H233V67H232ZM255 66H256V67H258V66L260 67L259 63H258V66H257V64H256ZM19 67H20V66H19ZM119 67H120V66H119ZM126 67H127V65H126ZM165 67H166V69H167V67H170V65L167 64V66H165ZM184 67H185V66H184ZM186 67H185V68H186ZM220 67H222V66H220ZM244 67H246V66H244ZM250 67H251V66H250ZM259 67H258V68H259ZM77 68H78V67H77ZM122 68H123V67H122ZM148 68H149V67H148ZM182 68H183V67H182ZM189 68H188V69H189ZM194 68H195V69H194ZM237 68H238V67H237ZM237 68H236V69H237ZM247 68L249 69V66H247ZM260 68H261V67H260ZM50 69H51V68H50ZM79 69H80V68H79ZM79 69H78V70H79ZM85 69H86V68H85ZM103 69H104V68H103ZM111 69H112V68H111ZM123 69H124V68H123ZM171 69L173 70V67H172ZM171 69H169V72L172 71ZM114 70H115V68H114ZM140 70H141V69H140ZM150 70H151V69H150ZM242 70H244V69H242ZM250 70H252V68H250ZM76 71H77V70H76ZM151 71H152V70H151ZM167 71H168V69H167ZM257 71H258V70H257ZM41 72H42V71H41ZM67 72H69V73H67ZM119 72H120V71H119ZM124 72H125V71H124ZM169 72H168V73H169ZM220 72H221V70H220ZM245 72H247V69H246ZM44 73H45V72H44ZM80 73H81V71H80ZM149 73H150V72H149ZM164 73H165V72H164ZM168 73L165 74V76H166V75H169ZM176 73H177V72H176ZM184 73H185V72H184ZM207 73H208V74H207ZM239 73H241V71H240ZM249 73H250V71H249ZM251 73H252V72H251ZM16 74H18V75L20 76V80H19V79H16L18 83H16V84L14 83V84H15V87L22 88V90H24L25 87H26L27 85H28V86H30V84H36V85H37V75L34 77V83L32 82V83L28 84V83H27V80H28L30 77H26V76H25V69L19 71V72L16 73ZM40 74H41V73H40ZM67 74H68V76H67ZM106 74H107V73H106ZM118 74H119V73H117V75H118ZM123 74H124V73H123ZM125 74H126V73H125ZM146 74H148V73H146ZM182 74H183V73H182ZM196 74H197V73H196ZM213 74L210 73V75H213ZM218 74H219V73H218ZM236 74H237V76L239 77L238 73H234V75H236ZM241 74H242V73H241ZM243 74H244V72H243ZM243 74H242V77H243ZM247 74H248V73H247ZM255 74H256V71H255ZM45 75H46V74H45ZM72 75H73V74H72ZM77 75H78V74H77ZM100 75H101V74H100ZM140 75H141V74H140ZM148 75H149V74H148ZM162 75H163V74H162ZM210 75H209V76H210ZM216 75H217V73H216ZM223 75H224V74H223ZM230 75H232V73H230ZM245 75H246V73H245ZM74 76H76V74H75ZM74 76H72V82H71V83L64 82V83H65L64 86H67L66 88L70 89L71 86H72L71 84L74 82V80H75V83H76L77 81H80V80L75 79V78H77L78 76H76L75 78H74ZM79 76H80V75H79ZM102 76H104V75H102ZM111 76H112V75H111ZM137 76H138V75H137ZM151 76H152V75H151ZM158 76H161V75L158 74ZM186 76H187V74H186ZM186 76H185V78H186ZM209 76H208V78H209ZM218 76H219V75H218ZM221 76H222V75H221ZM228 76H229V75H228ZM228 76H227V77H228ZM13 77H14V76H13ZM31 77H32V76H31ZM40 77H41V76H40ZM107 77H108V76H107ZM107 77H106V78H107ZM119 77H120V79H121V76H120V75H118L117 79H118ZM128 77H129V76H128ZM192 77H193V76H192ZM196 77H197V76H196ZM203 77H204V76H203ZM229 77H230V76H229ZM231 77H232V76H231ZM235 77H236V76H235ZM80 78H81V77H80ZM124 78H125V77H124ZM141 78H143V74H142V77H141ZM163 78H165V77L163 76ZM170 78H171V77H170V75H169V78H168V79H169V81L171 82L172 79H170ZM194 78H195V77H194ZM194 78H193V79H194ZM206 78H207V77H206ZM211 78H212V79H211L210 82H212V86H213L214 88H217V90L215 89V91L218 92V91L220 90V91L223 93V94H222V93L219 91V94L221 93L222 95H224V94L226 95L225 91H230V90H231L230 87L228 86V84H227V86H225L224 88H220V87L224 84V83H222L221 77H219V78H217V79H215L216 77H211ZM232 78H233V77H232ZM260 78H261V77H260ZM45 79H46V80L41 81L40 84H41V83H44V84H45V82L47 81V77H46ZM68 79H69V82H70L71 79H70V78H68ZM81 79H82V78H81ZM93 79H94V78H93ZM93 79H92V80H93ZM96 79H97V78H96ZM137 79H138V78H137ZM145 79H146V78H145ZM147 79H148V77H147ZM147 79H146V80H147ZM176 79H177V78H176ZM201 79H202V77H201ZM209 79H210V78H209ZM209 79H207L208 82H209ZM214 79L216 80L215 82H214ZM219 79H220V82H219ZM223 79H226V77L223 78ZM234 79H235V78H234ZM242 79H243V78H242ZM242 79L239 80L240 83H241V80H242ZM100 80H101V79H100ZM104 80H105V78H104ZM107 80H108V78H107ZM110 80H111V79H110ZM131 80H132V79H131ZM160 80H161V79H160ZM163 80L166 81V78L163 79ZM163 80H161V81L163 82ZM198 80H199V79H198ZM198 80H197V81H198ZM231 80H232V79H231ZM55 81H56V80H55ZM58 81H59V80H58ZM58 81H57V82H58ZM65 81H66V80H65ZM95 81H96V80H95ZM97 81H98V80H97ZM105 81H106V80H105ZM111 81H112V80H111ZM161 81H160V82H161ZM186 81H187V80H186ZM201 81H202V80H201ZM203 81H204V80H203ZM205 81H206V80H205ZM227 81H228V79H227ZM60 82H61V81H60ZM81 82H82V81H81ZM83 82H84V80H83ZM83 82H82V83H83ZM109 82H110V81H109ZM113 82H114V80H113ZM198 82H199V81H198ZM236 82H237V81H236ZM239 82H238V83H239ZM263 82H264V81H263ZM61 83H62V82H61ZM64 83H62V84H64ZM66 83H67V84H66ZM115 83H116V82H115ZM124 83H125V82H124ZM220 83H221L222 85H221ZM225 83H227V82H225ZM228 83H229V82H228ZM234 83H235V82H234ZM48 84H49V81H48ZM51 84L54 85L55 82H54V83H51ZM56 84H57V83H56ZM56 84H55V85H56ZM62 84H61V85H62ZM76 84H77V83H76ZM79 84H80V82H79L77 85H79ZM97 84H98V83H97ZM97 84L95 83V85H97ZM102 84H103V80H102ZM105 84H106V82H105ZM122 84H123V83H122ZM151 84H153V83H151ZM151 84H150V85H151ZM159 84H160V83H159ZM166 84H167V83H166ZM172 84H173V83H172ZM204 84L207 85L206 83H204ZM210 84H211V83H210ZM210 84H209V85H210ZM249 84H250V83H249ZM55 85H54V86H55ZM59 85H60V84H59ZM59 85L57 84L58 89H59V87H60ZM81 85H82V84H81ZM103 85H104V84H103ZM140 85H141V84H140ZM150 85H149V86H150ZM161 85H164V84H161ZM205 85H204V86H205ZM233 85H234V84H233ZM242 85H243V84H242ZM28 86H27V90H28ZM31 86L36 87V86H34V85H31ZM45 86H46V85H44V88H45ZM54 86H53V87H54ZM79 86H80V85H79ZM79 86H78V87H79ZM93 86H94V85H93ZM100 86H101V85H100ZM100 86H98V87H100ZM154 86H155V85H154ZM159 86H160V85H159ZM168 86H169V85H168ZM175 86H176V85H175ZM193 86H194V85H193ZM212 86H209V87L212 88ZM236 86H237V85H236ZM244 86H245V84L243 85V87H244ZM49 87H50V84H49ZM49 87H48V88H49ZM81 87H82V86H81ZM95 87H96V86H95ZM95 87H94V88H95ZM137 87H138V86H137ZM146 87H147V86H146ZM171 87H172V86H171ZM207 87H208V86H207ZM240 87H241V86H240ZM257 87L259 88L260 86H257ZM62 88H64V87L61 86L60 89H62ZM66 88H64L63 91H61V90L59 89V90H60L59 93H60L61 95H64V94H66V93L69 94V92H67L68 89H66ZM106 88H107V87H106ZM106 88L104 87V89H106ZM109 88H110V87H109ZM153 88H154V87H153ZM163 88H167V87L164 86ZM233 88H235V87H233ZM261 88H262V87H260V89H261ZM263 88H264V87H263ZM263 88H262V89H263ZM46 89H47V88H46ZM65 89H66V91H65ZM97 89H98V88H97ZM128 89H129V88H128ZM131 89H133V88H131ZM149 89H150V88H149ZM208 89H209V88H208ZM236 89H237V88H236ZM256 89H257V88H256ZM25 90H26V89H25ZM25 90H24V91H25ZM71 90H73V89H71ZM80 90H81V88H80ZM98 90H101V88L98 89ZM113 90H114V89H113ZM151 90H152V88H151ZM161 90H162V89H161ZM164 90H165V89H164ZM244 90H245V88H244ZM244 90H243V91H244ZM250 90H252V89H250ZM11 91H12V90H11ZM20 91H21V90H20ZM28 91H29V90H28ZM109 91H110V90H109ZM130 91H132V90H130ZM44 92H45V91H44ZM61 92H62V93H61ZM72 92H73V91H72ZM134 92H135V91H134ZM150 92H151V91H150ZM167 92H168V91H167ZM216 92H214V93H216ZM232 92H233V91H232ZM251 92H252V91H251ZM254 92H255V91H254ZM15 93H16V92H15ZM140 93H141V92H140ZM143 93H144V92H143ZM143 93H141L142 96H144ZM146 93H148V91H147ZM227 93H228V92H227ZM256 93H257V91H256ZM78 94H79V93H78ZM98 94H99V92H98ZM127 94H128V93H127ZM203 94H204V93H203ZM229 94H230V92H229ZM257 94H258V93H257ZM257 94L255 95V97H252V99L255 98L256 100H254V102H252V103H251V104H250V105H249V106H248V107L242 112V114H241L238 118L235 119V118L233 117L235 120H234V122H233L229 127H227V128H226V129H225V130H224V131H223V132H222V133H221L216 139H214V141H213V142H212V143H211V144H210V145H209V146H208V147H207V148H206V149H205L200 155L198 154V155H199L198 157L195 156L196 158H195L191 163H189L188 165L186 164L187 166L184 167V169H182V172H181L179 175H177V177H176V178L170 183V185L168 184V187L165 188V190H163V192H161L160 194H157V197L154 196V197H155L154 200H152L151 203H149V205L146 206V208H145V209L143 210V212L138 216V218H137L136 221H138V220H139L142 216H144L146 213L151 212V210H153V208H154L155 206H157V205L161 202V200H162L164 197H165V198H164L165 201L168 200V198H169V196H170L171 194L169 193V195L167 196V193H168L172 188L174 189V186L177 185L180 181L183 180V182H184V178H186L188 175H191V174H189V173H191V172L193 171V169L196 167V165H197L200 161H201L200 164L203 163V162H202V159L205 157V155H208L207 153H209V152L211 153V150H212V149H215L214 147L218 144L219 141H221L222 139H224V138L226 137V135L230 134L231 132L234 133V130H233V129H234V128L237 129L239 123H240V122H243L244 118H245L248 114H249V115L252 114V115L255 116V115H256L257 113H259L260 111L262 112V107H263V106L261 107V106H259V105H257V104L260 103L261 101H264V92H263L261 95L259 94V95H260L259 97L257 96ZM40 95H41V94H40ZM74 95H75V93H74ZM134 95H135V94H134ZM134 95H133V96H134ZM136 95H137V94H136ZM146 95H147V94H146ZM230 95H231V94H230ZM236 95H237V94H236ZM236 95H235L234 97H237ZM251 95H252V94L249 95V93H248V94H247V97H248V96H251ZM253 95H254V94H253ZM67 96H68V95H67ZM82 96H83V95H82ZM142 96H141V97H142ZM175 96H176V95H175ZM212 96H213V95H212ZM218 96H219V95H218ZM75 97H77V95H76ZM75 97H74V98H75ZM131 97H132V96H131ZM131 97H130V98H131ZM147 97H148V96H147ZM216 97H217V96H216ZM229 97H230V96H229ZM256 97H258V98H256ZM22 98H23V97H22ZM69 98H70V97H69ZM135 98H136V97H135ZM186 98H187V97H186ZM219 98H220V97H218V99H219ZM249 98H250V97H249ZM79 99H80V97H79ZM211 99H212V98H211ZM238 99H239V98H238ZM238 99H237V100H238ZM241 99H242V98H241ZM53 100H54V99H53ZM75 100H76V99H75ZM81 100H82V99H81ZM131 100H132V98H131ZM214 100H215V99H214ZM226 100H227V99H226ZM232 100H233V99H232ZM235 100H236V99H235ZM247 100H248V99H247ZM247 100H245V102H246ZM78 101H79V100H78ZM85 101H86V100H85ZM134 101H135V100H134ZM139 101H140V99H139ZM139 101H138V102H139ZM142 101H143V100H142ZM148 101H149V100H148ZM153 101H154V100H153ZM153 101H152V102H153ZM212 101H213V100H212ZM242 101H244V98H243ZM242 101H241V102H242ZM248 101H249V100H248ZM250 101H251V100H250ZM31 102H32V101H31ZM80 102H81V101H80ZM208 102H209V101H208ZM221 102H222V101H221ZM221 102H220V103H221ZM5 103H7V99H6L5 97H3V94L0 93V106H1V107H0V111H1V112H2L1 109H3V107H4L3 105H4ZM13 103H15V102H13ZM87 103H88V102H87ZM146 103H147V102H146ZM148 103H150V102H148ZM176 103H177V102H176ZM190 103H191V102H190ZM213 103H214V102H213ZM217 103H218V102H217ZM132 104H133V103H132ZM144 104H145V103H144ZM182 104H183V103H182ZM185 104H186V103H185ZM196 104H197V103H196ZM205 104H206V102H205ZM215 104H216V103H215ZM215 104H214V105H215ZM43 105H44V104H43ZM187 105H189V104L187 103L185 107H187ZM193 105H194V104H193ZM193 105L191 104V106H193ZM206 105H207V104H206ZM262 105H263V104H262ZM2 106H3V107H2ZM9 106H10V105H9ZM11 106H12V105H11ZM18 106H19V105H18ZM170 106H171V105H170ZM174 106H175V105H174ZM189 106H190V105H189ZM197 106H198V105H197ZM199 106H200V105H199ZM212 106H213V105H212ZM223 106H224V105H223ZM14 107H15V106H14ZM46 107H47V106H46ZM119 107H120V106H119ZM143 107H144V106H143ZM145 107H146V106H145ZM207 107H208V106H207ZM215 107H216V106H215ZM4 108H5V107H4ZM6 108H7V107H6ZM126 108H127V107H126ZM195 108H196V106H195ZM219 108H220V107H219ZM236 108H237V107H236ZM263 108H264V107H263ZM11 109H12V108H11ZM133 109H134V108H133ZM150 109H151V107H150ZM181 109H182V107H181ZM181 109H180V110H181ZM185 109H186V108H185ZM5 110H6V109H4L3 111H5ZM32 110H33V109H32ZM68 110H69V109H68ZM124 110H125V109H124ZM128 110H129V109H128ZM138 110H139V109H138ZM186 110H187V109H186ZM189 110H190V109H189ZM193 110H194V109H193ZM236 110H237V109H236ZM236 110H235V111H236ZM36 111H37V110H36ZM147 111H148V110H147ZM181 111H182V110H181ZM181 111H180V112H181ZM196 111H197V110H196ZM232 111H233V109H232ZM235 111H234V112H235ZM1 112H0V113H1ZM140 112H141V110L139 111V113H140ZM161 112H163V111L161 110ZM164 112H165V111H164ZM189 112H190V111H189ZM261 112H260V113H261ZM167 113H168V112H167ZM191 113H192V112H191ZM260 113H259V114H260ZM4 114H6V113H4ZM119 114H120V113H119ZM137 114H138V113H137ZM137 114H136V115H137ZM160 114H161V113H160ZM171 114H172V113H171ZM187 114H188V113H187ZM259 114H258V115H259ZM8 115H9V114H8ZM23 115H24V114H23ZM136 115H135V116H136ZM148 115H149V114H148ZM173 115H175V114H173ZM179 115H180V114H179ZM179 115H178V116H179ZM258 115H257V116H258ZM119 116H120V115H119ZM138 116H141V114L138 115ZM156 116H158V115H155V118H156ZM162 116H163V115H162ZM176 116H177V114H176ZM202 116H203V115H202ZM57 117H58V116H57ZM121 117H123V116H121ZM145 117H146V116H145ZM173 117H174V116H173ZM179 117H180V116H179ZM204 117L206 118V116H204ZM255 117H256V116H255ZM262 117H263V116H262ZM3 118H4V117H3ZM8 118H9V117H8ZM140 118H141V117H140ZM150 118H151V117H150ZM158 118H159V117H158ZM158 118H157V119H158ZM163 118H164V117H163ZM166 118H167V116H166ZM251 118H252V117H251V115H250V119H251ZM6 119H7V118H6ZM0 120H1V119H0ZM17 120H18V119H17ZM130 120H131V119H130ZM137 120H138V119H137ZM141 120H142V119H141ZM158 120H159V119H158ZM167 120H168V119H167ZM201 120L203 121L204 118L202 117ZM205 120H206V119H205ZM205 120H204V121H205ZM2 121H3V120H2ZM169 121H170V120H169ZM204 121H203V122H204ZM206 121H207V120H206ZM244 121H245V120H244ZM11 122H12V121H11ZM136 122H137V121H136ZM140 122H141V121H140ZM140 122H139V123H140ZM145 122H146V121H145ZM148 122H149V120H148ZM157 122H158V121H157ZM195 122H196V121H195ZM249 122H250V121H249ZM131 123H132V122H131ZM146 123H147V122H146ZM155 123H156V121H155ZM246 123H247V122H246ZM3 124H4V123H3ZM14 124H15V123H14ZM122 124H123V123H122ZM150 124H151V123H150ZM158 124H159V123H158ZM181 124H182V123H181ZM247 124H248V123H247ZM42 125H43V124H42ZM65 125H66V124H65ZM120 125H121V124H120ZM131 125L133 126V123H132ZM138 125H140V124L137 123V124H135L134 126L139 130L140 126H138ZM245 125H246V124H245ZM97 126H98V125H97ZM109 126H110V125H109ZM151 126H152V125H151ZM236 126H237V127H236ZM86 127H87V126H86ZM100 127H101V126H100ZM116 127H117V126H116ZM118 127H119V126H118ZM138 127H139V128H138ZM148 127H149V126H148ZM154 127H155V126H154ZM249 127H250V126H249ZM62 128H63V127H62ZM70 128H71V127H70ZM93 128H94V127H93ZM124 128H125V127H124ZM66 129H67V128H66ZM128 129H129V128H128ZM128 129H127V130H128ZM137 129H136V130H137ZM219 129H220V128H219ZM223 129H224V128H223ZM212 130H213V129H212ZM243 130H244V129H243ZM48 131H49V130H48ZM60 131H61V130H60ZM109 131H110V130H109ZM1 132H2V131H1ZM64 132H67V135H65V137H66V136L71 137V135L74 134V132L72 131V129H69V128H68V130H64ZM95 132H96V131H95ZM130 132H131V131H130ZM130 132H129V130H128L127 133H130ZM135 132H136V131H134V133H135ZM142 132H143V131H142ZM237 132H238V131H237ZM3 133H4V132H3ZM48 133H49V132H48ZM52 133H54V132H52ZM70 133H72V134H70ZM136 133H137V132H136ZM138 133H139V132H138ZM176 133H177V132H176ZM201 133H202V132H201ZM45 134H46V132H45ZM50 134H51V133H50ZM50 134H49V135H50ZM77 134H78V133H77ZM87 134H88V133H87ZM99 134H100V133H99ZM75 135H76V134H75ZM123 135H124V134H123ZM131 135H133V134H131ZM45 136H46V135H45ZM108 136H109V135H108ZM124 136H125V135H124ZM135 136H136V135H135ZM139 136H140V135H139ZM154 136H155V134H154ZM213 136H214V135H213ZM228 136H229V135H228ZM104 137H105V136H104ZM125 137H126V136H125ZM127 137H128V136H127ZM129 137H130V136H129ZM132 137H134V136H132ZM45 138H46V137H45ZM66 138H67V137H66ZM85 138H86V137H85ZM88 138H89V137H88ZM137 138H138V137H137ZM141 138H142V137H141ZM1 139H2V138H1ZM67 139H68V138H67ZM132 139H134V138H132ZM139 139H140V138H139ZM139 139H138V140H139ZM160 139H161V138H160ZM95 140H96V138H95ZM149 140H150V139H149ZM49 141H50V140H49ZM96 141H97V140H96ZM128 141H129V140H128ZM173 141H174V140H173ZM173 141H172V142H173ZM37 142H38V141H37ZM62 142H63V140H62ZM62 142H60V143H62ZM115 142H116V141H115ZM131 142H132V140H131ZM38 143H39V142H38ZM47 143H48V142H47ZM54 143H55V142H54ZM55 144H56V143H55ZM72 144H73V143H72ZM174 144H175V143H174ZM220 144H221V143H220ZM61 145H62V144H61ZM76 145H77V144H76ZM80 145H81V144H80ZM93 145H94V144H93ZM158 145H159V144H158ZM39 146H40V145H39ZM146 146H147V145H146ZM146 146H145V147H146ZM0 147H1V146H0ZM44 147H45V146H44ZM47 147H49V146H47ZM60 147L62 148L63 146H60ZM60 147H59V148H60ZM72 147H73V146H72ZM77 147H78V146H77ZM2 148H3V147H2ZM39 148H40V147H39ZM63 148H64V147H63ZM63 148H62V149H63ZM136 148H137V146H136ZM153 148H154V146L152 147V150H153ZM225 148H226V147H225ZM17 149H18V148H17ZM154 149H155V148H154ZM32 150H33V149H32ZM56 150H57V149H56ZM63 150H64V149H63ZM99 150H100V149H99ZM197 150H198V149H197ZM216 150H217V149H216ZM24 151H25V150H24ZM51 151H52V150H51ZM142 151H143V150H142ZM145 151H146V150H145ZM221 151H222V150H221ZM25 152H26V151H25ZM33 152H35V150H33ZM48 152H49V150H48ZM130 152H131V151H130ZM149 152H150V150H149ZM214 152H215V151H214ZM214 152H213V153H214ZM250 152H251V151H250ZM39 153H40V152H39ZM43 153H44V152H43ZM54 153H56V151H54ZM57 153H58V152H57ZM61 153H62V152H61ZM69 153H70V151H69ZM69 153H68V154H69ZM98 153H99V152H98ZM197 153H198V152H197ZM215 153H216V152H215ZM218 153H219V152H218ZM241 153H242V152H241ZM8 154H9V153H8ZM44 154H45V153H44ZM72 154H73V153H72ZM74 154H75V152H74ZM81 154H83V153H81ZM81 154H80V155H81ZM84 154H85V153H84ZM88 154H89V153H88ZM103 154H104V153H103ZM148 154H149V153H147V155H148ZM216 154H217V153H216ZM36 155H37V151H36ZM38 155H40V154H38ZM57 155H58V154H57ZM211 155H213V154H211ZM211 155H210V157H211ZM21 156H22V155H21ZM43 156H44V155H43ZM50 156H51V155H50ZM60 156H61V155H60ZM82 156H83V155H82ZM86 156H87V155H86ZM162 156H163V155H162ZM208 156H209V155H208ZM213 156H214V155H213ZM252 156H253V155H252ZM30 157H31V156H30ZM34 157H35V156H34ZM36 157H37V156H36ZM193 157H194V156H193ZM48 158H49V157H48ZM50 158H51V157H50ZM63 158H64V157H63ZM207 158H208V157H207ZM207 158H206V159H207ZM213 158H214V157H213ZM215 158H216V157H215ZM257 158H258V157H257ZM257 158H255V160H256ZM260 158H261V157H260ZM36 159H39V158H36ZM36 159H34V160H36ZM40 159H41V158H40ZM45 159H46V158H45ZM55 159H56V157H55ZM60 159H61V158H60ZM90 159H91V158H90ZM236 159H237V158H236ZM252 159H253V158H252ZM81 160H82V159H81ZM23 161H24V160H23ZM36 161H37V160H36ZM95 161H96V160H95ZM147 161H148V159H147ZM175 161H176V160H175ZM205 161H206V160H205ZM207 161H208V160H207ZM224 161H225V160H224ZM42 162H43V161H42ZM46 162H48V161H46ZM53 162H54V161H53ZM124 162H125V161H124ZM142 162H143V161H142ZM148 162H149V161H148ZM181 162H182V161H181ZM255 162H256V161H255ZM73 163H74V162H73ZM79 163H80V162H79ZM82 163H83V162H82ZM159 163H160V162H159ZM159 163H158V164H159ZM252 163H253V162H252ZM28 164H29V163H28ZM95 164H96V163H95ZM153 164H154V163H153ZM22 165H24V164H22ZM151 166H152V165H151ZM163 166H164V165H163ZM175 166H176V165H175ZM177 166H178V165H177ZM125 167H126V166H125ZM152 167H153V166H152ZM51 168H52V167H51ZM134 168H135V167H134ZM181 168H182V167H181ZM61 169H62V168H61ZM144 169H145V168H144ZM227 169H228V168H227ZM15 170H16V169H15ZM56 170H57V169H56ZM56 170H54V171H56ZM176 170H177V169H176ZM194 170H196V169H194ZM144 171H145V170H144ZM151 171H152V170H151ZM152 172H153V171H152ZM196 172H197V171H196ZM51 173H52V172H51ZM61 173H62V172H61ZM120 173H121V172H120ZM127 173H128V172H127ZM148 173H149V172H148ZM193 174H194V173H193ZM115 175H117V174H115ZM152 175H153V173L151 174V177H152ZM253 175H254V173H253ZM61 176H62V175H61ZM226 176H227V175H226ZM47 177H48V176H47ZM112 177H113V176H111V178H112ZM131 177H132V176H131ZM231 177H232V176H231ZM54 178H55V177H54ZM57 178L60 179L59 177H56V179H57ZM239 178H240V177H239ZM4 179H5V178H4ZM194 179H195V178H194ZM60 180H61V179H60ZM134 180H135V179H134ZM157 180H159V179H157ZM231 180H233V177L231 178ZM244 180H245V179H244ZM3 181H4V180L0 177V185H3V187H4V185H5L4 188H6V184H5V182H3ZM55 181H56V180H55ZM55 181H54V183H55ZM140 181H141V180H140ZM168 181H169V180H168ZM125 182H126V181H125ZM45 183H47V182L45 181ZM45 183H44V185H45ZM165 183H166V182H165ZM237 183H238V181H237ZM20 184H21V183H20ZM47 184H48V183H47ZM52 184H53V183H52ZM244 184H245V183H244ZM238 185H239V184H238ZM123 186H124V185H123ZM236 186H237V185H236ZM239 186H240V185H239ZM43 187H44V186H43ZM217 187H218V186H217ZM233 187H235V185L231 184V187H230L229 189H233V190H234ZM237 187H238V186H237ZM27 188H28V187H27ZM126 188H127V187H126ZM225 188H226V187H225ZM238 188H240V187H238ZM238 188H237V189H238ZM35 189H36V188H35ZM136 189H137V188H136ZM155 189H156V188H155ZM6 190H7V189H6ZM12 190H13V189H12ZM49 190H50V189H49ZM118 190H119V189H118ZM216 190H217V189H216ZM216 190H215V191H216ZM218 190H219V189H218ZM226 190H227V189H226ZM243 190H245V189H243ZM18 191H19V190H18ZM52 191H53V190H52ZM57 191H58V190H57ZM159 191H160V190H159ZM221 191H222V190H221ZM228 191H230V190H228ZM231 191H232V190H231ZM231 191H230V192H231ZM239 191H240V190H239ZM133 192H134V191H133ZM217 192H218V191H217ZM6 193H7V192H6ZM56 193H59V192H56ZM61 193H63V192H61ZM61 193H60V194H61ZM144 193H145V192H144ZM225 193H226V192H225ZM225 193H224V194H225ZM54 194H55V193H54ZM60 194H59V195H60ZM117 194H118V193H117ZM142 194H143V193H142ZM212 194H213V193H212ZM217 194H218V193H217ZM231 194H232V193H231ZM234 194H235V196H236V192H235ZM240 194H241V193H240ZM243 194H244V193H243ZM2 195H3V194H2ZM196 195H197V194H196ZM220 195H221V193H220ZM222 195H223V194H222ZM228 195H229V194H228ZM238 195H239V193H238ZM139 196H140V195H139ZM166 196H167L168 198H167ZM172 196H173V195H172ZM210 196H211V195H210ZM223 196H224V195H223ZM10 197H11V196H10ZM12 197H13V196H12ZM45 197H46V196H45ZM132 197H133V196H132ZM200 197H201V196H200ZM214 197H215V195H214ZM220 197H221V196H220ZM226 197H227V196H226ZM209 198H210V197H209ZM224 198H225V196H224ZM8 199H9V198H8ZM175 199H176V198H175ZM200 199H201V198H200ZM226 199H227V198H226ZM30 200H31V199H30ZM30 200H29V201H30ZM45 200H46V199H45ZM126 200H127V198H126ZM198 200H199V199H198ZM216 200H217V199H216ZM19 201H20V200H19ZM29 201H28V202H29ZM31 201H32V200H31ZM170 201H171V200H170V198H169V202H170ZM177 201H178V200H177ZM218 201H219V200H218ZM16 202H17V201H16ZM28 202H27V203H28ZM32 202H33V201H32ZM179 202H181V201H179ZM182 202H183V201H182ZM207 202H208V201H207ZM221 202H223V201H221ZM13 203H14V202H13ZM50 203H51V201H50ZM142 203H143V202H142ZM171 203H172V202H171ZM209 203H210V201H209ZM209 203H208V204H209ZM213 203H214V202H213ZM216 203H217V202H216ZM219 203H220V202H219ZM15 204H16V203H15ZM31 204H32V203H31ZM123 204H124V203H123ZM128 204H129V203H128ZM143 204H144V203H143ZM182 204H183V203H182ZM200 204H201V203H200ZM205 204H207V203H205ZM220 204H221V203H220ZM224 204H225V203H224ZM59 205H61V204H59ZM106 205H107V204H106ZM165 205H166V204H165ZM170 205H171V204H170ZM228 205H229V204H228ZM28 206H29V205H28ZM64 206H65V205H64ZM137 206H138V205H137ZM140 206H141V205H140ZM202 206L204 207V204H203ZM202 206H201V208H202ZM229 206H230V205H229ZM175 207H177V206L175 205ZM184 207H185V206H184ZM184 207H183V208H184ZM214 207H215V206H214ZM11 208H12V207H11ZM179 208H180V207H179ZM59 209H61V208H59ZM62 209L64 210L63 207H62ZM62 209H61V210H62ZM114 209H115V208H114ZM211 209H212V208H211ZM80 210H81V209H80ZM80 210H79V211H80ZM127 210H128V209H127ZM178 210H179V209H178ZM181 210H182V209H181ZM82 211H84V210H81V212H82ZM94 211H95V210H94ZM98 211H99V210H98ZM104 211H105V209H104ZM158 211H159V210H158ZM204 211H205V210H204ZM30 212H31V211H30ZM62 212H63V211H62ZM81 212H80V213H81ZM109 212H110V211H109ZM37 213H38V212H37ZM70 213H71V212H70ZM87 213H88V212H87ZM89 213H90V212H89ZM89 213H88V214H89ZM131 213H132V212H131ZM134 213H135V212H134ZM173 213H174V212H173ZM178 213H179V212H178ZM202 213H203V212H202ZM202 213H201V214H202ZM54 214H55V213H54ZM81 215H82V214H81ZM83 215H84V213H83ZM92 215H93V214H92ZM99 215H100V214H99ZM112 215H113V214H112ZM112 215H110V216H112ZM164 215H166V214H164ZM78 216H79V215H78ZM90 216H91V215H90ZM93 216H94V215H93ZM97 216H98V215H97ZM204 216H205V215H204ZM57 217H58V216H57ZM100 217H101V216H100ZM30 218H31V217H30ZM51 218H52V216H51ZM74 218H75V217H74ZM79 218H81V217H79ZM82 218H83V217H82ZM92 218H93V217H92ZM186 218H187V217H186ZM4 219H5V218H4ZM72 219H73V218H72ZM86 219H87V218H86ZM97 219H98V218H97ZM162 219H163V218H162ZM162 219H161V221H162ZM173 219H174V218H173ZM184 219H185V218H184ZM190 219H193V218H192V217H191V218L189 217V220H190ZM195 219H196V218H195ZM59 220L64 221L63 219H59ZM73 220H74V219H73ZM87 220L89 221V219H87ZM179 220H180V219H179ZM79 221H80V220H79ZM104 221H106V220H104ZM134 221H135V220H134ZM183 221H184V220H183ZM89 222H91V221H89ZM89 222H87V224H88ZM189 222H190V221H189ZM189 222H187V224H189ZM26 223H27V222H26ZM62 223H63V222H62ZM65 223H66V222H65ZM69 223H70V221H69ZM74 223H76V222H74ZM91 223L94 224L93 222H91ZM91 223L88 224V225H87V224H84L85 226L82 225V226H83V229H84L85 227L90 228V229H91V227H94ZM134 223H135V222H133L132 225H133ZM155 223H156V222H155ZM190 223H192V221H191ZM51 224H52V223H51ZM67 224H68V223H67ZM82 224H83V223H82ZM121 224H122V223H121ZM161 224H162V223H161ZM187 224H186V225H187ZM197 224H198V223H197ZM68 225L70 226V224H68ZM109 225H110V224H109ZM123 225H124V224H123ZM151 225H152V224H151ZM155 225H156V224H155ZM157 225H158V224H157ZM192 225H193V224H192ZM55 226H56V225H55ZM55 226H53V227H55ZM57 226H58V225H57ZM69 226H66V227H69ZM158 226H159V225H158ZM183 226H184V225H183ZM66 227H65V228H66ZM79 227H80V226H79ZM55 228H56V227H55ZM57 228H58V227H57ZM80 228H81V227H80ZM129 228H131V226H130ZM129 228H128V229H129ZM181 228H184V227H181ZM52 229H53V228H52ZM75 229H76V228H75ZM85 229H86V228H85ZM99 229H100V228H99ZM128 229H127V230H128ZM55 230H56V229H55ZM55 230H54V231H55ZM60 230H61V229H58L59 232H61ZM76 230H77V229H76ZM127 230H126V231H127ZM54 231H53V232H54ZM109 231H110V230H109ZM126 231H124V232L126 233ZM181 231H182V230H181ZM193 231H194V230H193ZM16 232H17V231H16ZM56 232H57V230H56ZM56 232H54L53 234L56 235ZM73 232H74V230H73ZM103 232H104V231H103ZM124 232H123V233H124ZM37 233H39V232H37ZM67 233H68V232H67ZM70 233H71V232H70ZM75 233H76V232H75ZM125 233H124V234H125ZM127 233H128V231H127ZM162 233H163V232H162ZM124 234H123V235H124ZM160 234H161V233H160ZM176 234H177V233H176ZM202 234H203V233H202ZM103 235H105V234H103ZM119 235H120V234H119ZM165 235H166V233H165ZM57 236L59 237V236H60V233H57ZM57 236H56V239H57ZM71 236H72V234H71ZM121 236H122V235H121ZM124 236H126V235H124ZM43 237H44V236H43ZM69 237H70V236H69ZM88 237H89V236H88ZM72 238H73V236H72ZM104 238H106V237H104ZM108 238H109V237H108ZM158 238H159V237H158ZM165 238H166V237H165ZM42 239H43V238H42ZM61 239H62V241H63L64 238H61ZM95 239H96V238H95ZM123 239H124V238H123ZM163 239H164V237H163ZM22 240H23V239H22ZM73 240H74V239H73ZM90 240H91V239H90ZM153 240H154V239H153ZM25 241H26V240H25ZM76 241H77V240H76ZM106 241H107V240H106ZM12 242H13V241H12ZM41 242H42V241H41ZM41 242H40V243H41ZM44 242H46V241H44ZM55 242H56V241H55ZM55 242H54V243H55ZM58 242H59V241H58ZM78 242H79V240H78ZM81 242H82V241H81ZM81 242H80V243H81ZM83 242H84V241H83ZM88 242H89V241H88ZM129 242H130V241H129ZM36 243H37V242H36ZM64 243H66V242L64 241ZM71 243H72V242H71ZM80 243H79V244H80ZM105 243H106V242H105ZM113 243H115V242H113ZM153 243H154V242H153ZM172 243H173V242H172ZM14 244H16V243H14ZM46 244H47V243H46ZM76 244H77V243H76ZM79 244H77V245L79 246ZM83 244H84V243H83ZM97 244H98V243H97ZM110 244H111V243H110ZM118 244H119V243H118ZM120 244H121V243H120ZM120 244H119V245H120ZM124 244H125V243H124ZM154 244H155V243H154ZM24 245H25V244H24ZM24 245H22V246H24ZM159 245H160V244H159ZM29 246H30V248H31V245H29ZM44 246H45V245H44ZM65 246H66V245H65ZM111 246H112V244H111ZM113 246H114V244H113ZM156 246H157V245H156ZM231 246H232V245H231ZM27 247H28V246H27ZM33 247H34V246L32 245V248H33ZM39 247H40V246H39ZM51 247H52V246H51ZM58 247H59V246H58ZM62 247H63V246H62ZM72 247H73V246H72ZM202 247H203V246H202ZM233 247H234V246H233ZM14 248H15V247H14ZM34 248H35V247H34ZM36 248H37V247H36ZM56 248H57V246H56ZM67 248H68V247H67ZM67 248H64V249L66 250ZM74 248H75V247H74ZM167 248H168V247H167ZM72 249H73V248H72ZM75 249H76V248H75ZM115 249H116V248H115ZM32 250H33V249H32ZM67 250H68V249H67ZM79 250L81 251V249H79ZM21 251H22V249H21ZM21 251H20V252H21ZM27 251H28V250H27ZM55 251L57 252L56 249H55ZM115 251H116V250H115ZM118 251H119V250H118ZM152 251H153V250H152ZM191 251H192V250H191ZM193 251H194V250H193ZM22 252H23V251H22ZM22 252H21V253H22ZM33 252H34V251H33ZM73 252H74V251H73ZM73 252H71V253H73ZM75 252H76V250H75ZM81 252H82V251H81ZM194 252H195V251H194ZM17 253H19V251H18ZM29 253H30V252H29ZM68 253H69V250H68ZM88 253H89V252H88ZM104 253H105V252H104ZM104 253H103V254H104ZM151 253H152V252H151ZM3 254H4V256H5L6 253H3ZM27 254H28V253H27ZM27 254H26V256H28ZM197 254H198V253H197ZM72 255H73V254H72ZM75 255H76V254H75ZM77 255H79V252H78ZM80 255H81V254H80ZM53 256H54V254H53ZM60 256H61V255H60ZM84 256H87V254L84 255ZM54 257H55V256H54ZM97 257H100V256H97ZM101 257H102V256H101ZM1 258H2L3 261H4V257H1ZM5 258H6V256H5ZM85 258H88V257H85ZM8 259H9V258H8ZM8 259H7L6 262H8ZM13 259H15V258H13ZM18 259H19V258H18ZM25 259H26V258H25ZM27 259H28V258H27ZM55 259H56V258H55ZM102 259H103V257H102ZM176 259H177V258H176ZM206 259H207V258H206ZM70 260H71V259H70ZM72 260H73V259H72ZM75 260H76V259H75ZM84 260H85V259H84ZM14 261H15V260H14ZM14 261H12V262H14ZM109 261H110V259H109ZM150 261H151V260H150ZM181 261H182V260H181ZM239 261H240V260H239ZM258 261H259V260H258ZM4 262H5V261H4ZM4 262H3V263H4ZM6 262H5V264H8V263H9V262H8V263H6ZM57 262H58V261H57ZM94 262H95V261H94ZM3 263H2V260H1V263H0V264H3ZM10 263H11V259H10ZM82 263H83V262H82ZM11 264H12V263H11ZM17 264H22V261H21L20 259L17 260ZM60 264H61V263H60ZM91 264H92V263H91Z\"/></svg>",
  "mask_w": 264,
  "mask_h": 264
}]
</instances>
